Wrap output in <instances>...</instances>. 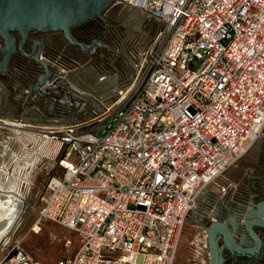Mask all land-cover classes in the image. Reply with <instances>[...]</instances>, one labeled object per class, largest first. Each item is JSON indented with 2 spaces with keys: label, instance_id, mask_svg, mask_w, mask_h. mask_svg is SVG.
Listing matches in <instances>:
<instances>
[{
  "label": "built area",
  "instance_id": "built-area-1",
  "mask_svg": "<svg viewBox=\"0 0 264 264\" xmlns=\"http://www.w3.org/2000/svg\"><path fill=\"white\" fill-rule=\"evenodd\" d=\"M118 3L160 28L111 106L49 131L64 151L32 230L79 239L57 264H175L202 196L264 133V0ZM0 264L40 262L15 244Z\"/></svg>",
  "mask_w": 264,
  "mask_h": 264
},
{
  "label": "crops",
  "instance_id": "crops-1",
  "mask_svg": "<svg viewBox=\"0 0 264 264\" xmlns=\"http://www.w3.org/2000/svg\"><path fill=\"white\" fill-rule=\"evenodd\" d=\"M141 13L143 18L149 21V24L146 23L145 25V23H142V25H139L145 33L147 32L146 34H140L144 42H146L158 31L160 22L146 13ZM104 50L111 54L112 60L120 58L122 60L124 59L122 61L124 63H122L119 68L113 67L112 72L105 71L100 74L98 78L95 76L93 83L94 91L83 89L79 87L76 81L68 80L70 83V92H72L74 96L76 92H79V94L83 96L82 98H84L82 102H80V106L75 107V109L70 106L61 107L58 101L59 97H61V93L59 92H53L51 94L46 93L45 95L38 93L35 88L37 73L35 77L27 78L24 76L21 69H16L8 72L12 75L8 77L9 79L0 78V121L24 126L21 132H17L19 136L18 139L12 137L10 141H6L5 145L0 147L2 161L1 183L10 195L21 201V207L19 208L20 212L14 221L10 234L11 236L15 232L17 221L23 211L22 207L24 206V201L27 198V195L24 197L23 187L26 186L27 190L29 186L31 187L33 185L32 183L37 177L36 171L38 168L40 171H44L45 175L48 177L47 181L51 176L57 174V162L63 154L64 146L61 142L53 140L50 137L49 131L60 126L77 123V121L81 122L94 118L96 114L101 112V108L104 109L106 104H109V102L111 103L118 96V92L125 88L137 75L138 65L135 61L127 60V58L129 54L139 53V51L142 50L139 41H135L133 37L128 38L123 35L122 38L115 41L107 40L104 43ZM91 69L92 67L90 66V71L93 73ZM84 71H86V69ZM50 86L53 88L56 87L52 82ZM95 103H99L100 105L96 106ZM45 130L47 132H45ZM43 131L46 133L45 135L41 134ZM253 151L254 149L252 148L228 172L229 177L227 191L225 193L233 190V194L243 195L242 193L245 192L247 196L248 193L253 190L264 191V156L262 152H259L257 156L258 164H253L251 163L252 160L255 159ZM26 177H29L30 182H27ZM248 179L251 181L249 182ZM208 194L212 196H221L224 193L219 190V192H208ZM45 195L46 192L40 199L42 200V197ZM205 211L206 210H201V212L194 211L190 215L188 221H192L191 225L193 228L204 229L203 222L204 218H206ZM41 225L39 229L32 231L36 234L40 233ZM62 228L70 232V237L65 238L62 244L63 250L65 251V255L62 257L64 258L76 252L79 247V239L70 230L64 227ZM9 239H11V237H8V240ZM8 240H6L3 245L1 243L0 246L6 245ZM67 241L71 242L69 252L65 249ZM2 251L0 247V254H2L0 258L5 256ZM30 254L40 262V264H47L40 261L32 253ZM62 258L51 264H57Z\"/></svg>",
  "mask_w": 264,
  "mask_h": 264
},
{
  "label": "flooded vegetation",
  "instance_id": "flooded-vegetation-1",
  "mask_svg": "<svg viewBox=\"0 0 264 264\" xmlns=\"http://www.w3.org/2000/svg\"><path fill=\"white\" fill-rule=\"evenodd\" d=\"M53 8L45 0H0V15L3 21L8 24L7 30L12 34L16 42V53L12 58L9 70L6 76L2 78L9 79L12 75L9 71L21 69L27 78L35 77L37 80L40 76L45 75L46 71L41 63H38L36 56L39 52L40 60L47 63L52 72L54 84L59 85L58 101L61 107L80 106L84 98L79 94L75 95L70 92L69 81L73 80V75L77 67H90L89 60L92 54L97 51L103 52L104 43L109 40L108 34H122L111 19V15L117 8H123L119 0H51ZM104 6H107L104 8ZM63 14L68 26L53 27L50 23L52 18L58 19ZM68 27V33L66 28ZM2 33L0 32V35ZM27 34V39L23 49L27 52L24 55L20 52L19 46ZM65 34H71L74 42L69 41ZM155 34V33H154ZM46 38V40H45ZM43 43L40 46V43ZM6 50V42L0 36V62L3 60V53ZM80 54L87 59L78 57ZM79 58V60H78ZM83 62V63H82ZM67 97V101L65 98ZM84 104V103H83ZM86 106V104H85ZM233 194L240 202L228 203L226 206L229 217L235 222L239 229H243V221H240L236 215L240 214L244 208L251 210L253 206L264 203V191L253 190L245 195ZM246 204L243 205L242 203ZM211 214L220 216L221 211L206 213L208 217ZM215 216V217H216ZM214 217V218H215ZM209 220L204 218L203 225ZM232 231V225H230ZM204 231V229H203ZM255 232L261 239L262 248L257 256H241L233 253L225 244L223 238L218 240V246L221 249L222 264H264V228H255ZM246 234V233H245ZM237 241V239L235 238ZM246 241L255 246V241L246 234ZM204 248L210 256L208 242L204 243Z\"/></svg>",
  "mask_w": 264,
  "mask_h": 264
},
{
  "label": "rangeland",
  "instance_id": "rangeland-1",
  "mask_svg": "<svg viewBox=\"0 0 264 264\" xmlns=\"http://www.w3.org/2000/svg\"><path fill=\"white\" fill-rule=\"evenodd\" d=\"M111 19L114 20L115 25L117 21L118 25L116 26V28L122 34H108L109 40H118L122 38L123 35L128 38L133 37L135 41L140 42L142 48V44L145 42L140 34H146L147 32L145 33L142 28L139 27V25H142V23H145V25L146 23L149 24V21H146V19L143 18V15L140 11L130 10L126 7H119L115 12L112 13ZM141 51L142 50H140L139 53L129 54L127 60L135 61L138 65ZM78 57L81 59H87L85 58V56L82 57L80 54H78ZM89 57L91 59L89 60V62L91 64L90 66L92 67L91 70L93 73H91L90 67H88V69L87 66L83 65L82 68H76V72L74 73L72 78L77 82L79 87L91 91H94L93 83L95 76L96 78H98L99 75L104 73L105 71L112 72L113 67L119 68L120 65L124 63L122 62L124 59L122 60L119 58L117 60H112L111 54H109L106 50H103V52L97 51L95 54H92ZM85 69L86 71H84ZM133 80L123 89H127L131 85ZM76 96L77 95H75L74 97ZM95 104L96 106L100 105L99 103ZM111 104L112 102L106 104V106H104V109L108 106H111ZM104 109L101 108V112L96 114L92 119L100 116L103 113ZM252 148L254 149L253 152L255 159L252 160L251 163L258 164L257 156L259 155V152H262L264 156V133L261 139L255 145H253ZM59 170L60 168L57 167V172H55L58 173ZM36 172L37 177L33 181V185L31 187L29 186L27 190L26 186H24L25 189L23 187L24 197H26L27 195V198L24 201V206L22 207L23 211L19 216L15 232L11 236V239L9 241L10 243L8 244L7 242V244L1 246V248L3 250L2 253L6 255V253L11 250L13 245L20 244L23 249L25 248L26 251L32 253L40 261L51 264L65 255L62 244L65 238L70 237V232L54 223H43L41 225V232L38 234L32 231V227L34 226L39 216L38 210L40 207V197L46 192V184L48 179L44 171H40L39 168ZM228 174L229 173L227 172L217 182L216 185L212 186L209 189V192L216 193L219 192L220 187L227 186L229 177ZM250 181L251 180H249V182ZM83 183L84 182H80V184ZM86 183L89 184L90 182L87 181ZM191 223L192 221L190 220L185 226L175 264H210V256H208L207 250L204 248V243L206 242L207 237L206 232L205 230L203 231V229L201 230L200 228H193ZM8 237L9 236H7L6 240H8Z\"/></svg>",
  "mask_w": 264,
  "mask_h": 264
},
{
  "label": "water",
  "instance_id": "water-1",
  "mask_svg": "<svg viewBox=\"0 0 264 264\" xmlns=\"http://www.w3.org/2000/svg\"><path fill=\"white\" fill-rule=\"evenodd\" d=\"M48 4L49 7L53 8V4L51 0H45ZM107 6H104V8ZM54 9V8H53ZM53 27H58V26H68V23L65 21V18L63 14H60L58 19L52 18L50 20V23ZM8 24L3 21L2 16L0 15V32L2 33L0 36L5 40L6 42V50L4 51L3 55V60L0 62V78L3 76H6L7 71L9 70V65L16 53V42L12 36V34H9L7 30ZM67 33H68V27L66 28ZM65 37L71 41L74 42L71 34H65ZM27 39V34H24V39L20 43L19 49L20 52L24 55H27V52L23 49V46L25 44V40ZM43 43H40V46H42ZM40 54L39 52L36 56V60L38 63H41L46 71L45 75H42L38 78L37 83L35 85V88L38 93L41 95H45L46 93H53V92H59V85L55 83L56 87L50 86V83H54L52 80V72L49 69L48 65L46 62L40 60ZM67 101V97L65 98ZM23 128H14L11 126H6L5 124L0 123V147L2 145H5L6 141H10V139L13 137L15 139H18V133L21 132ZM41 134H46L44 131L41 132ZM0 154H1V148H0ZM6 159V158H5ZM7 160V159H6ZM1 156H0V201L6 202L10 201L11 207L13 206V202L16 203L17 205L21 206V201L17 200L12 195H9L6 193L3 188H2V183H1ZM232 202H240L237 198H233V190H230L227 193L222 194L221 196H212L206 193L205 195L202 196L198 203V207L195 211H200L201 210H206V213H214L215 211L218 212V210L221 211L220 216H216L211 214V216L208 217L207 215L206 218L209 220L207 224L204 225V230L206 232L207 236V242H208V248L210 252V264H222V255H221V249L218 246V240L220 238H223L226 246L233 252L241 256H257L262 248V243L261 239L255 232V228H264V203L259 204L258 206H253L251 210H248L247 208H244L242 212L237 216V218L240 221H243V227L244 231H241L239 227L235 224V222L229 217V212L226 209V206L228 203ZM242 203V202H241ZM243 205H246L242 203ZM1 210V209H0ZM2 212H4L2 210ZM16 216L12 219L17 218ZM6 214V213H5ZM216 216V217H215ZM215 217V218H214ZM9 218H6L4 216V219L2 218V215H0V233L3 231H7V226L11 225L12 220H8ZM9 221V224H8ZM13 223V222H12ZM230 225H232V231L230 230ZM252 238L255 241V246L252 247L251 243L248 244L246 241V234ZM11 232L9 233V237H11ZM237 239V241L235 240ZM6 241V239L2 242L3 243ZM10 239L8 240V244ZM1 247V246H0ZM2 254H0L1 256Z\"/></svg>",
  "mask_w": 264,
  "mask_h": 264
},
{
  "label": "bare ground",
  "instance_id": "bare-ground-1",
  "mask_svg": "<svg viewBox=\"0 0 264 264\" xmlns=\"http://www.w3.org/2000/svg\"><path fill=\"white\" fill-rule=\"evenodd\" d=\"M18 126H21L20 124H17ZM48 130V129H47ZM50 130V129H49ZM45 132H47L46 130H45ZM48 138V137H47ZM35 168V167H34ZM33 168V169H34ZM26 180H27V182H30V179H29V177H26ZM2 188H3V190L6 192V193H8L9 194V192L3 187V185H2ZM12 194V193H11ZM10 195V194H9ZM21 206H19V205H17L16 203H14L13 202V206L11 207V205H10V201H6V202H2V201H0V215H2V218L4 219V216H6V218H9L8 220H12L15 216H16V212H20V208ZM2 210L4 211V212H2ZM6 213V214H5ZM17 213V214H18ZM13 217V218H12ZM14 221H15V219L14 220H12V222H11V225H9V227L7 226V231H3L2 233H0V244L4 241V239H6L7 238V236L9 235V233L12 231V228H13V225H14ZM8 224H9V221H8ZM0 227H1V225H0Z\"/></svg>",
  "mask_w": 264,
  "mask_h": 264
}]
</instances>
